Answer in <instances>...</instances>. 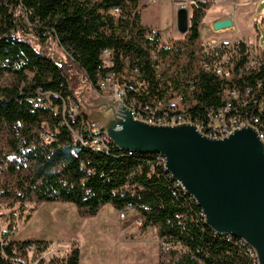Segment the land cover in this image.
Returning <instances> with one entry per match:
<instances>
[{"label": "trees", "instance_id": "obj_1", "mask_svg": "<svg viewBox=\"0 0 264 264\" xmlns=\"http://www.w3.org/2000/svg\"><path fill=\"white\" fill-rule=\"evenodd\" d=\"M140 1L0 0V203H69L83 217L96 216L107 204L120 211L131 203L142 229L153 228L168 246L158 264H254L239 239L204 225L196 203L175 187L155 155L130 154L113 145L94 152L72 139L70 129L81 125L66 113L68 99L76 100L74 84L96 89L99 77L112 71L121 83L134 86L139 103L155 106L179 89L180 78H190V73L158 74L172 50L161 45L159 29L140 24ZM216 1L187 0V32L174 29L172 38L197 43ZM115 7L118 15L111 12ZM53 43L62 57L51 52ZM104 50L113 51L110 67H103ZM6 78L10 82L1 85ZM189 81L183 90L195 86L185 97L196 101L193 113L202 115L204 107L219 104L214 77L200 73ZM83 119L88 120L86 113ZM49 246L5 241L0 264H79L76 247L41 259Z\"/></svg>", "mask_w": 264, "mask_h": 264}, {"label": "water", "instance_id": "obj_2", "mask_svg": "<svg viewBox=\"0 0 264 264\" xmlns=\"http://www.w3.org/2000/svg\"><path fill=\"white\" fill-rule=\"evenodd\" d=\"M175 27L187 32L188 13L178 8ZM230 18L215 21L214 31L231 28ZM87 119L97 124L118 150L159 155L165 169L192 197L213 233L243 241L264 264V144L250 127L222 139L202 135L191 123L151 125L107 98L88 105Z\"/></svg>", "mask_w": 264, "mask_h": 264}, {"label": "rangeland", "instance_id": "obj_3", "mask_svg": "<svg viewBox=\"0 0 264 264\" xmlns=\"http://www.w3.org/2000/svg\"><path fill=\"white\" fill-rule=\"evenodd\" d=\"M186 1L157 0L153 3L151 0H142L138 6L140 24L158 27L163 37L161 45L172 50V54L157 67L158 74L166 78L176 73H190L193 67H196L197 57L201 51L202 41L190 45L185 39H173L171 35L176 29L173 23L174 17L176 14L183 13L181 9H175V7L184 6ZM239 1L217 0L212 5L217 9L214 11L217 14L208 10L201 26L203 24L210 26L213 21L222 20L228 15L233 17L235 13L242 12L241 1L244 0ZM223 6L230 9L229 13H219ZM261 9L260 7L259 13ZM247 15L250 16V10L246 13ZM245 34L255 47L263 48L264 28L260 23L253 28L246 24L245 30L235 36L242 38ZM226 35L229 33L225 32L216 37L224 39ZM50 50L54 55L63 56L55 43L51 45ZM9 82L10 78H6L1 85H7ZM72 87L78 102L79 96L88 105L98 98H106L85 85L74 84ZM81 107L86 114L90 112L83 105ZM118 214V211L110 204L104 205L94 217H83L69 203L29 201L15 204L3 201L0 203V245L5 241H43L50 244L52 248L54 247L52 257L67 255L72 248L76 247L80 258L84 257L89 261L108 257L114 264H153V260L159 262L160 255L168 246L157 237L156 231L150 227L144 230L141 227L142 224L140 227L136 226L134 221L140 217L137 212L124 220H121ZM124 230L126 232H123Z\"/></svg>", "mask_w": 264, "mask_h": 264}, {"label": "built area", "instance_id": "obj_4", "mask_svg": "<svg viewBox=\"0 0 264 264\" xmlns=\"http://www.w3.org/2000/svg\"><path fill=\"white\" fill-rule=\"evenodd\" d=\"M111 12L113 15H118L120 11L115 7ZM216 32L218 31H214L212 26H202L199 29V41H202L201 51L197 57L196 67L190 71V78L203 73L214 77L218 82L220 102L216 106L204 107L202 115L192 112V108L197 105L195 100L190 102L185 100L186 96H192L195 88L191 85L188 91L184 92L185 84L190 82V78H180L179 89L171 90L165 100L155 106L139 103L135 97L134 86L121 83L118 75L112 71L99 77L94 90L110 101L129 109L134 119L151 125L191 123L202 135L211 139H222L235 130L250 127L264 144V49L255 47L246 39L232 41L219 39L214 36ZM242 48L245 49L244 55L240 54ZM101 61L103 67L112 66L113 51L104 50L101 54ZM67 103V117L79 119L81 124L78 130L70 129L73 141L79 142L82 147H87L94 152L107 151L113 144L106 132L97 124L83 119L85 112L77 100L68 99ZM155 157L171 178L164 166L165 159L159 155ZM174 182L175 187L185 193L180 184ZM190 198L192 199L191 196ZM135 212L133 205L128 203L118 211V216L124 220ZM201 216L204 222L202 213ZM134 223L140 227L143 220L139 217ZM239 241L246 246L249 256L256 262L254 251L243 241ZM53 250L54 247L49 246L40 258L48 261L52 257ZM167 250L168 247L164 252ZM26 251L32 253L33 247H28Z\"/></svg>", "mask_w": 264, "mask_h": 264}, {"label": "crops", "instance_id": "obj_5", "mask_svg": "<svg viewBox=\"0 0 264 264\" xmlns=\"http://www.w3.org/2000/svg\"><path fill=\"white\" fill-rule=\"evenodd\" d=\"M155 1H157V0H155ZM238 2H240V1L238 0ZM153 3H154V1H153ZM228 5H230V4H228ZM241 5H242V8H243L242 12L235 13L233 17H230V15H228V16H225L224 18H222V19L230 18L232 20L233 25H232L231 28H229V30L232 29V31L231 30L229 31L228 29H225L224 31L220 30L218 33H216V36L219 37V36H221V34H224L225 32H227V33H229V35H226L227 37H223L224 38L223 40H226V41H230L231 40L232 41V40L246 39L247 41H249V39H248L249 37H247L246 34L243 35L242 38H236L235 35L237 33H242L245 30V25L246 24L249 27L253 28V26L257 25V23H260L262 25V27L264 28V0H252V1H250V0H246L245 1L244 0V1H241ZM260 7L262 9L260 10V13H259L258 10H259ZM176 8H179V7L176 6L175 9ZM213 8L214 7L211 6V8H210L211 10L209 9V11H212L213 13L217 14V12H214L217 9H215V8L213 9ZM249 10H250V16H248V15L246 16V13ZM229 11H230V9H228V8L223 6V7H221L219 13L225 12L227 14V13H229ZM248 21H250V22H248ZM213 23H214V21L210 24V26H212ZM146 26L154 27V28L159 29L158 27H156L154 25H146ZM202 26L210 27V26L205 25V24H203ZM202 26L200 27V29L202 28ZM160 34H161V30H160ZM255 38L258 39L257 36ZM162 39H163V37L161 35V42L163 41ZM262 49H264V46H263ZM123 232H126V231L124 230ZM156 262H157V260L155 262L153 260V264H158V262L157 263ZM79 264H114V263H111V261H110V259L108 257H106L104 259L95 258V260L92 259V260L89 261V260L84 259V257L81 259L80 255H79Z\"/></svg>", "mask_w": 264, "mask_h": 264}]
</instances>
